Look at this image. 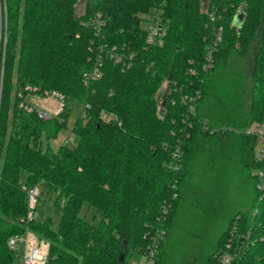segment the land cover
I'll return each mask as SVG.
<instances>
[{
  "label": "trees",
  "instance_id": "1",
  "mask_svg": "<svg viewBox=\"0 0 264 264\" xmlns=\"http://www.w3.org/2000/svg\"><path fill=\"white\" fill-rule=\"evenodd\" d=\"M149 13L159 30L152 42L142 25ZM218 26L221 40L206 70ZM253 41L245 113L218 120L202 112L218 59ZM93 68L100 76L87 80L83 73ZM46 94L62 107L42 118L28 96ZM192 95H198L194 114L185 99ZM71 99L82 107L69 143L59 133ZM255 122L264 123V0H0V264H14L8 239L28 230L48 242L45 264H133L157 226L167 233L196 133L229 128L244 135L256 168L264 170L256 137L244 132ZM252 176L250 209L231 217L201 264L216 260L230 239L234 264H264V177L255 170ZM41 181L61 211L58 228L49 216L25 220L26 187ZM167 200L172 206L163 219ZM84 205L95 210L91 219L81 214Z\"/></svg>",
  "mask_w": 264,
  "mask_h": 264
},
{
  "label": "rangeland",
  "instance_id": "2",
  "mask_svg": "<svg viewBox=\"0 0 264 264\" xmlns=\"http://www.w3.org/2000/svg\"><path fill=\"white\" fill-rule=\"evenodd\" d=\"M82 9L83 4H78V11ZM145 16L142 25L148 28L152 14ZM256 44L253 41L247 48L230 50L225 57L218 59L200 102L202 112L216 116L218 120L230 114L234 116L238 113L240 116L244 112L253 84L251 69ZM28 98L36 106L46 105L49 115L55 113L60 105L59 98L53 94L29 95ZM69 104L66 127L59 133V138L67 137V142L71 143L73 134L70 128L80 114L82 104L76 99H71ZM212 126L217 127L215 124ZM244 137L229 128H218V132L212 135L196 133L191 160L186 166L188 171L160 247L158 264H201L213 250L231 217L238 210L250 209L255 195L252 171H256L258 166L247 150L249 140L247 142ZM35 186L38 199L34 217L43 220L49 216L52 227L58 228L61 211L47 193V183L41 181ZM94 212L86 205L81 208V214L86 213L88 219ZM97 221L98 217L95 218ZM232 241L226 242L224 252H231V247L227 245H231ZM22 243L20 241V245ZM139 260H144L143 255L132 258L133 264ZM14 264H19L17 257Z\"/></svg>",
  "mask_w": 264,
  "mask_h": 264
},
{
  "label": "built area",
  "instance_id": "3",
  "mask_svg": "<svg viewBox=\"0 0 264 264\" xmlns=\"http://www.w3.org/2000/svg\"><path fill=\"white\" fill-rule=\"evenodd\" d=\"M211 19H214V16H211ZM221 26H218L214 36L211 38L210 43L207 46L206 50V61L203 64L204 69H209L213 63V53L217 49L218 43L221 40ZM159 34V30L155 22H152L148 29V41H154L157 39ZM114 59L122 62L123 64L128 63V59L121 56L120 54L109 52ZM131 57V55L129 56ZM83 76L87 79H95L100 76V71L97 68H93L89 71H85ZM198 95L185 96L188 102V112L190 114L195 113V100ZM60 100V99H59ZM62 107V101L60 100V105L57 109L59 111ZM55 111V113L57 112ZM37 113L42 118L49 117V112L47 106H38ZM244 132L248 134H254L256 137V145H257V154L260 159L264 160V123L263 122H255L251 125H248L244 128ZM174 159L169 162V165L172 168H178V158L181 155L180 148H176L173 152ZM258 177H264V170L257 169ZM260 187L263 185V181L259 183ZM27 194V205L28 210L25 216L26 221L33 220L34 217V209L37 204V190L36 186H28L26 187ZM177 196V192L173 193V197ZM172 203L170 200L163 202L162 204V215L163 219L165 218L166 213L170 210ZM166 229L162 226H157L153 234L150 235V242L147 244L146 249L143 252L144 260L137 261L135 264H154L155 256L157 252L158 245L160 241L165 237ZM20 241H22V245H20ZM8 244L10 247L16 249V257L18 259L19 264H45L48 258V242L42 238H39L34 232L26 231L23 235L19 236L15 234L8 239ZM230 246V245H227ZM233 255L232 253L224 252L217 257L216 260L211 262L210 264H234L233 263Z\"/></svg>",
  "mask_w": 264,
  "mask_h": 264
},
{
  "label": "water",
  "instance_id": "4",
  "mask_svg": "<svg viewBox=\"0 0 264 264\" xmlns=\"http://www.w3.org/2000/svg\"><path fill=\"white\" fill-rule=\"evenodd\" d=\"M242 13H243V12H239V13H237L236 16H235V22L238 23V24H239L240 21L242 20ZM240 240H243V238L241 237Z\"/></svg>",
  "mask_w": 264,
  "mask_h": 264
},
{
  "label": "crops",
  "instance_id": "5",
  "mask_svg": "<svg viewBox=\"0 0 264 264\" xmlns=\"http://www.w3.org/2000/svg\"><path fill=\"white\" fill-rule=\"evenodd\" d=\"M238 12H242V11L239 10ZM200 104H201V103H200Z\"/></svg>",
  "mask_w": 264,
  "mask_h": 264
}]
</instances>
